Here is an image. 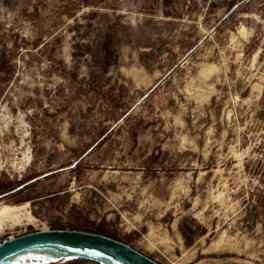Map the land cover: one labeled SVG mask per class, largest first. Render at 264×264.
I'll return each mask as SVG.
<instances>
[{
  "label": "rangeland",
  "instance_id": "374dc122",
  "mask_svg": "<svg viewBox=\"0 0 264 264\" xmlns=\"http://www.w3.org/2000/svg\"><path fill=\"white\" fill-rule=\"evenodd\" d=\"M11 189L0 243L82 230L161 264H264V0H0ZM0 264L128 263L41 243Z\"/></svg>",
  "mask_w": 264,
  "mask_h": 264
},
{
  "label": "water",
  "instance_id": "95a60500",
  "mask_svg": "<svg viewBox=\"0 0 264 264\" xmlns=\"http://www.w3.org/2000/svg\"><path fill=\"white\" fill-rule=\"evenodd\" d=\"M242 2L243 1L236 2L226 13L225 17L236 9ZM46 173H43L42 175ZM35 178L19 184L14 189L22 187ZM14 189L0 193V197L13 191ZM41 243H56L72 247L98 249L115 256L128 264H161L147 254L137 251L129 244L116 238L96 232L69 229L36 230L7 239L0 243V260L16 250Z\"/></svg>",
  "mask_w": 264,
  "mask_h": 264
},
{
  "label": "bare ground",
  "instance_id": "6f19581e",
  "mask_svg": "<svg viewBox=\"0 0 264 264\" xmlns=\"http://www.w3.org/2000/svg\"><path fill=\"white\" fill-rule=\"evenodd\" d=\"M215 68H216V66H214V65H209V66H205L203 69H202V71H201V74L203 75V76H207V75H209L212 71H214L215 70ZM29 153L30 152H25V159H26V161H27V159H29L28 157H29ZM25 162V161H24ZM23 162L21 161V164H22ZM26 165V164H25ZM24 166V165H23ZM32 246V245H31ZM29 247V246H28ZM31 250V249H30Z\"/></svg>",
  "mask_w": 264,
  "mask_h": 264
}]
</instances>
